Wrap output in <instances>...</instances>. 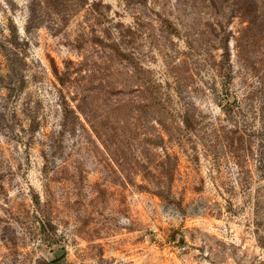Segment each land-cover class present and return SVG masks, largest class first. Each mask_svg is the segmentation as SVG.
Returning a JSON list of instances; mask_svg holds the SVG:
<instances>
[{"label":"rangeland","instance_id":"374dc122","mask_svg":"<svg viewBox=\"0 0 264 264\" xmlns=\"http://www.w3.org/2000/svg\"><path fill=\"white\" fill-rule=\"evenodd\" d=\"M0 264H264V0H0Z\"/></svg>","mask_w":264,"mask_h":264},{"label":"trees","instance_id":"16d2710c","mask_svg":"<svg viewBox=\"0 0 264 264\" xmlns=\"http://www.w3.org/2000/svg\"><path fill=\"white\" fill-rule=\"evenodd\" d=\"M16 34V33H15ZM14 34V37L16 38V35ZM15 38L12 40L11 39V41H9L8 43L11 45V47L13 48V49H18L19 48V46H18V41L17 40H15Z\"/></svg>","mask_w":264,"mask_h":264},{"label":"water","instance_id":"95a60500","mask_svg":"<svg viewBox=\"0 0 264 264\" xmlns=\"http://www.w3.org/2000/svg\"><path fill=\"white\" fill-rule=\"evenodd\" d=\"M63 253H64V250H58V251L55 252V256L56 257H60V256L63 255Z\"/></svg>","mask_w":264,"mask_h":264}]
</instances>
